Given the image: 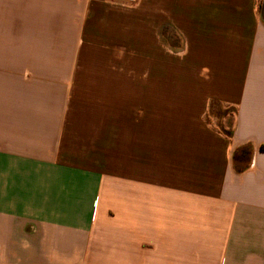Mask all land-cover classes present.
Wrapping results in <instances>:
<instances>
[{"label":"crops","instance_id":"1","mask_svg":"<svg viewBox=\"0 0 264 264\" xmlns=\"http://www.w3.org/2000/svg\"><path fill=\"white\" fill-rule=\"evenodd\" d=\"M263 7L0 0V264H264Z\"/></svg>","mask_w":264,"mask_h":264},{"label":"trees","instance_id":"2","mask_svg":"<svg viewBox=\"0 0 264 264\" xmlns=\"http://www.w3.org/2000/svg\"><path fill=\"white\" fill-rule=\"evenodd\" d=\"M264 12V7L262 8ZM252 148L249 145L242 146L234 151L232 156L233 167L236 172H242L249 166Z\"/></svg>","mask_w":264,"mask_h":264}]
</instances>
